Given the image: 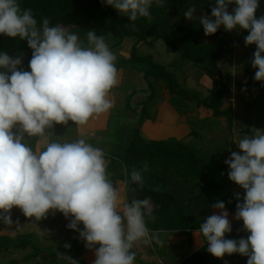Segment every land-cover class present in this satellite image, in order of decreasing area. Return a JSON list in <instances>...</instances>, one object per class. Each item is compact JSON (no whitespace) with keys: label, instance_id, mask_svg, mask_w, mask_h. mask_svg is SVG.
Returning <instances> with one entry per match:
<instances>
[{"label":"clouds","instance_id":"clouds-1","mask_svg":"<svg viewBox=\"0 0 264 264\" xmlns=\"http://www.w3.org/2000/svg\"><path fill=\"white\" fill-rule=\"evenodd\" d=\"M131 22L152 19L151 9L164 7L165 0H101ZM260 0H214L210 15L199 23L205 36L223 27L226 32H244L245 46L255 45L251 66L254 80L264 86V14L257 16ZM195 7L183 13L193 19ZM0 36L19 38L31 49L27 70L23 54L0 52V219L8 228L16 226L13 209L34 222L60 213L66 227L79 233L84 247L94 253L92 264H136L137 244L163 246L158 233H150L145 217L155 221L150 198L127 201L110 178L109 163L100 147L86 143L50 141L55 125L69 121L78 127L114 107L111 91L120 84L117 54L103 35L86 33L87 45L79 35L60 23L43 18L38 26L31 8L18 0H0ZM39 138L35 150L26 141ZM224 161L228 179L244 190L234 193V219L243 222L246 238L228 239L232 222L225 202L217 199L199 224L197 234L206 251L217 259L238 254L246 264H264V129L235 141ZM142 169L130 172V182L143 186ZM231 203V201H229ZM156 208L159 205L155 206ZM75 238V237H74ZM66 249L71 245L64 244ZM64 264L79 261L57 253ZM227 264V261H225Z\"/></svg>","mask_w":264,"mask_h":264},{"label":"trees","instance_id":"trees-1","mask_svg":"<svg viewBox=\"0 0 264 264\" xmlns=\"http://www.w3.org/2000/svg\"><path fill=\"white\" fill-rule=\"evenodd\" d=\"M18 3L22 8L32 9L38 26L43 18H48L51 25L60 23L69 31L77 33L85 45L86 33L90 30H94L97 36L103 35L113 51L121 49L127 38H135L130 56L120 59L118 69L129 63H150L144 72L148 86L144 89L147 92L146 98L140 105V124L132 134L126 153L114 151V157L109 163V168L114 173L113 181L124 178L127 183L128 202L133 199H151L156 219L153 221L145 217L150 231H182L194 245L200 237L197 234L199 224L214 212L215 209H212L211 205L217 199L225 202L226 208L235 214L237 200L234 193L240 191L228 179L229 169L224 163L228 144L215 146L208 151L206 145L200 147L195 144L202 137L196 128L188 138L148 139L142 131L145 120L154 119L149 107L158 97L162 85L168 86L173 106L185 117H190L196 108L210 113L209 116H203V119L197 116V122L191 117V122L196 125H201L203 120H210L211 117L225 116L229 120V128L233 127L234 118L237 117L233 106L222 109L232 91L221 78L220 69L233 43V35L219 29L214 35L205 36L199 19L194 18L196 14H211L209 5L213 4L214 0H165L164 7L157 8L153 5L150 21L139 18L135 22L121 16L112 7L102 4L101 0H18ZM260 3L258 17L264 14V0H260ZM189 7L196 9L191 20L183 15ZM238 33L242 37L248 34L246 31ZM159 40L164 41L178 54L173 64L158 63L152 55H139L140 46L145 43L152 45ZM0 52H6L10 56L23 54V65L27 70L31 49L26 41L0 36ZM251 58L248 52L243 61L247 75H251ZM189 63L194 66L195 71L205 73L212 79L213 85L209 95L186 86L185 77L184 84L180 82V76L174 67ZM145 161L148 163V171L143 173L144 185L132 184L130 172L134 168L142 169ZM242 194L240 193L239 202H243ZM156 205L159 207L156 208ZM236 222L237 224L232 226V233L226 235V238H241L235 227L243 222ZM85 249L84 243L78 239L72 242L68 253L79 261V254ZM225 261L227 264H246L247 257L235 254L217 259L211 256L206 251V245L202 244L178 264H225Z\"/></svg>","mask_w":264,"mask_h":264},{"label":"crops","instance_id":"crops-1","mask_svg":"<svg viewBox=\"0 0 264 264\" xmlns=\"http://www.w3.org/2000/svg\"><path fill=\"white\" fill-rule=\"evenodd\" d=\"M153 45L154 44L150 46H153ZM140 50L142 51V54L144 55L139 53ZM130 53H131V49H130ZM130 53H127V54L124 53V55L128 57L130 56ZM138 53L141 56L152 55L155 61L161 56L159 53H156V52L149 53L148 51H143L142 46L138 50ZM177 56L178 54L176 53L175 56L172 58V62H170V64L169 63L166 64L165 62L164 63L160 62V63L165 64V65H171L176 61ZM147 68L148 67L143 68L144 72L145 70H147ZM138 69H141V64H133V63L126 64L122 68L119 69L120 76H121L120 84L118 87L114 88L110 93V98L114 100V107L109 112L102 114L97 118L90 119L89 123L83 127H78L71 121H69L67 125H55L53 129L46 130L49 133L48 139L50 141L59 140L61 142H64V141L74 142L77 139H84L86 143H89L93 145L94 147L102 148V150L106 154V158L110 162H111V159L114 157L113 156L114 151H118L122 154L126 153L128 146L125 149L122 148V146L121 147L119 146L118 148H113L116 145H114L113 142L110 141L109 138L111 135L108 133V131L111 130L112 124L113 123L115 124V122L113 121V117H114V114L116 113L117 107L122 108V115L120 114L122 118V120H120L121 128H122L123 122H125L126 125L131 124L129 128L130 136L128 139L131 138L134 132V129H136L137 127L136 126L134 128L131 122H133L134 126L136 124L137 125L139 124L137 122L140 119V113L142 110V106L140 105L145 100L147 92L144 90L146 86L141 88V90L135 88V84L137 81V78H135V75ZM174 69L180 77L181 76L185 78L194 77L199 82L205 79L207 81L208 88H210L209 82L211 78L205 73L195 71V68L192 64L189 63L186 65H179V66L174 67ZM192 72L193 73L195 72V74H193ZM242 76H243L242 81L240 79H237L238 81L236 80L234 86L248 88L247 77H244L245 74ZM207 77L208 79H206ZM243 80H245V82ZM211 88L208 90H211ZM131 96L135 98L133 104L131 103ZM158 97L159 98H156L155 102H153L151 106L149 107L152 110L151 115L154 119L153 120L148 119L144 122L142 126L143 133H145L146 135H149L148 139H168L172 137L188 138L187 136H190V134L195 129V127L194 125L192 126L191 124L188 123L189 120L187 118L185 119L181 118L183 114H181L173 106L172 96H171V93L167 85H162L159 88ZM228 98H232V95L226 98L222 109L226 110L229 106H233L234 113H235L236 109H235V106L232 105V102L229 103V106L225 107V104ZM118 115H119V111H118ZM193 117H197V116H193ZM185 130H189L188 131L189 133L187 135L182 136V133ZM124 135L125 137H127L126 134ZM38 139L39 138H27L26 137V141L29 143L31 147H34L33 148L34 150L37 146ZM106 147L108 148L106 149ZM108 170L110 173V178L113 181L114 173L110 168ZM113 183L117 187L122 189L123 194L127 198V183L124 180V178H120V179L118 178L117 180H114ZM228 212L230 214L229 218L230 219L233 218L234 213H232L229 210ZM12 218L14 221L17 219H19L20 221L19 230H16L14 233L13 231L16 229V226L13 225L12 228H8V226L3 224L2 219H0V240L1 239L3 240V245H2V241L0 243V251L2 248L3 252L10 251L11 248L28 247L26 246V244L25 246H23V244H21V246L16 245L13 242H9V239L18 238V236L19 237L30 236L31 238V237H34L35 235H38L39 237L41 236L42 239H44L45 236L52 237L54 236L55 233L58 232L59 229H61L62 226L67 228L66 225L69 222L63 217L62 214L58 212L55 213V215H52L50 213L46 219L39 221V222H34L32 220L26 219L19 209H13ZM67 230L69 233L75 232V231L69 230L68 228ZM150 233H156V232L150 231ZM158 234L160 238L164 239L165 241H169L170 244H178L180 246L179 249L176 251V253L173 254V258H171V261H169L170 263H168L167 258L164 257V255L160 253H156L155 251H153V249H150V246H144L143 244H137L134 247V251H136L137 256L140 259L136 258L137 260L136 264H143L141 259H143L145 262L157 260L160 264H178L183 259H185L189 255L194 253L199 247L202 246V244H204L203 241L200 240V237H198L197 243H195L194 245L191 244L189 242L187 235L182 231L163 232V233H158ZM155 244L156 243H153L152 245L154 246ZM157 248L158 250L161 249V247H157ZM43 249L46 250V248H43ZM47 249L48 250L46 252H48L51 248L50 249L47 248ZM50 252L55 253V251L53 250H50ZM62 252L68 253V249L64 247ZM184 253L186 254L185 256H183ZM93 260H94V253L90 250L85 249L79 254V264H81L82 261L86 262L85 264H92ZM13 261L16 262L17 260L13 259Z\"/></svg>","mask_w":264,"mask_h":264},{"label":"rangeland","instance_id":"rangeland-1","mask_svg":"<svg viewBox=\"0 0 264 264\" xmlns=\"http://www.w3.org/2000/svg\"><path fill=\"white\" fill-rule=\"evenodd\" d=\"M207 14V13H205ZM205 14H196L194 18L200 19L202 15ZM210 15V14H207ZM134 30H137L136 28H133ZM220 29H223L221 27ZM233 35V43L228 49V52L226 54L225 60L221 63L220 69H221V78L224 82H226L231 91H232V98H228L226 101L225 107L229 106V103L232 102V105L235 106V114L237 117L234 118V124L232 128H229V120L225 116L221 117H211L210 120L202 122V124H195L194 122H191L190 118L193 116H198L203 119V116L209 115V112H204V110H200L199 108H196L191 115V117H185L184 115L181 117L182 119L188 118L189 124L196 128L195 130H199L201 133V138L198 139L195 144L202 147V145H206L208 148V151L210 148H213L215 146H227V152L226 157L224 160L228 159L230 157L231 151H238L236 148L235 141H238L242 136L246 134H252L255 129H264V86H262V82H257L254 80V75L256 69L252 68L251 66V75H247L244 70L243 61L247 57L248 52L252 56L255 52V45L252 46H245L244 43V37L240 36V33L236 31L231 32ZM239 35V36H238ZM209 39V38H207ZM135 38H127L125 40L124 45L120 49H115L114 52L117 54V61L116 65L119 64V61L122 57H124V53H130V49H132ZM147 49H145V48ZM141 48V46H140ZM143 51H148L149 53H159L161 56L156 60L158 63L165 62L166 64H170L172 62V58L175 56V52L172 50L171 47H169L164 41L159 40L154 43L153 46H150L149 44L142 45ZM124 52V53H123ZM140 54H142V51H139ZM144 55V54H142ZM155 55V54H154ZM157 57V56H156ZM252 59V58H251ZM163 60V61H162ZM135 64H141V69H138L136 71L135 78H137L135 88L140 89L147 85V78L145 77V73L143 68L148 67L150 64L147 61L141 62V63H135ZM251 65V60H250ZM144 66V67H142ZM193 73V72H192ZM195 74V72L193 73ZM247 77L248 88L247 87H235L234 84L237 79H240L242 81L243 76ZM184 77H180L179 80L181 83L184 84ZM202 79V78H201ZM208 79V77L206 78ZM205 80V79H204ZM201 80V82L197 81L194 77H187L186 78V86L192 88V89H200L202 94L209 95L210 89L213 85L212 79L210 80V88L207 86V81ZM238 81V80H237ZM245 82V80H243ZM134 87V86H133ZM159 98V97H157ZM135 98L131 96V103H134ZM156 98L153 102H155ZM158 100V99H157ZM150 109V108H149ZM119 111V115H118ZM150 113L152 114V110L150 109ZM249 113V114H248ZM122 115V108H118L116 110V113L114 114L113 123L111 126V130L108 131L110 136V141L113 142L114 145H116L113 148H118L119 146L122 148L129 147L128 144H130L131 138H129V128L130 125H126L125 122L122 123L121 128V121L122 118L120 116ZM249 115V116H248ZM239 117V118H238ZM196 119L197 117H193ZM147 120V119H146ZM145 120V121H146ZM258 121V122H257ZM131 122V121H129ZM133 127L135 128L138 126L137 124L134 126L133 122H131ZM140 124V119L138 122ZM135 130V129H134ZM143 130V127H142ZM133 131V129H132ZM189 130H185L182 133V136L187 135ZM248 131V132H246ZM127 137H125V135ZM143 135L148 138L149 135H146L143 133ZM188 137V136H187ZM108 147H106L107 149ZM110 148V147H109ZM233 186L240 191V193L244 194V190L241 189L238 185L233 183ZM217 210H214V212ZM230 219V218H229ZM230 221L232 222V226L237 224L236 220L234 218H231ZM236 230L239 232L240 237L246 238L247 233L242 231L243 223H239L237 225ZM166 236V235H165ZM75 237V238H74ZM164 237V236H162ZM160 238V236H159ZM79 239L78 232L69 233L67 228L61 227V229L58 230L57 233L54 234V236H45L44 239L42 237L35 235L34 237L30 236H23L18 238L9 239V242H13L16 245L26 244L28 247H18V248H11L10 251H4L1 248L0 251V264H64V261L60 260L57 256V253H63L66 255H69V253L62 252L64 249V244H72L73 241H77ZM164 243L163 246H159L155 244L154 246L151 245L150 249H153L156 253H160L164 255V257L167 258L168 263L171 261V258H173V254L176 253V251L179 249L178 244H170L169 241H165L164 239L160 238ZM3 240H0V243ZM49 244V245H48ZM157 247H161L160 250H158ZM43 248H46L44 250ZM55 251V253L46 252L48 249ZM134 250V249H133ZM186 254L184 253L183 256ZM24 258V259H22ZM17 260L16 262L13 261ZM137 259H140L137 256ZM143 264H160L157 260L145 262L143 259H141ZM137 261V260H136ZM140 261V260H139ZM86 262L82 261L81 264H85ZM172 263V262H171Z\"/></svg>","mask_w":264,"mask_h":264}]
</instances>
